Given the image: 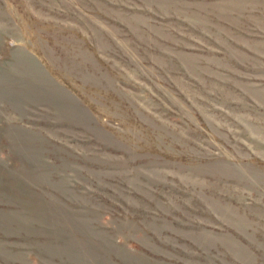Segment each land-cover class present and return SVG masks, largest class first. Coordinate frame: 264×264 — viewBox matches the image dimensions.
Segmentation results:
<instances>
[{
    "label": "rangeland",
    "instance_id": "374dc122",
    "mask_svg": "<svg viewBox=\"0 0 264 264\" xmlns=\"http://www.w3.org/2000/svg\"><path fill=\"white\" fill-rule=\"evenodd\" d=\"M0 264H264V0H0Z\"/></svg>",
    "mask_w": 264,
    "mask_h": 264
}]
</instances>
